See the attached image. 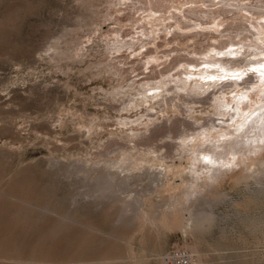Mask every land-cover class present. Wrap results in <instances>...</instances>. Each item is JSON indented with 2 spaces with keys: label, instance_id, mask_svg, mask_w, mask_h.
<instances>
[{
  "label": "rangeland",
  "instance_id": "obj_1",
  "mask_svg": "<svg viewBox=\"0 0 264 264\" xmlns=\"http://www.w3.org/2000/svg\"><path fill=\"white\" fill-rule=\"evenodd\" d=\"M258 37L264 0H0V264H170L178 252H189L191 264H264V150L197 198L208 203L196 214L214 216L199 242L179 228L189 213L177 175L197 167L196 141L182 137L181 119L213 96L226 95L233 108L214 116L216 125L232 121L228 111L247 116L264 106V67L235 83L224 78L219 86L230 85L229 93L213 87L151 111L132 101L146 86H173L186 66L263 65ZM194 104L200 108L187 111ZM246 119L224 135L205 129L200 143L231 140ZM169 135L177 147L192 145L189 160L154 155H165ZM128 153H140L132 175L150 171L156 179L137 178L122 194L132 199L86 196L99 193L79 170ZM122 200L133 211L116 223Z\"/></svg>",
  "mask_w": 264,
  "mask_h": 264
},
{
  "label": "bare ground",
  "instance_id": "obj_2",
  "mask_svg": "<svg viewBox=\"0 0 264 264\" xmlns=\"http://www.w3.org/2000/svg\"><path fill=\"white\" fill-rule=\"evenodd\" d=\"M262 28V26H261ZM259 31V30H258ZM261 31V30H260ZM258 40L260 42V44H262V46H264V37L260 38L258 37ZM221 52L219 51H215L214 54L211 53L207 56V58H209L210 60H214L215 57L219 56ZM254 57V56H253ZM256 57V56H255ZM218 61V59L216 60ZM234 61V60H233ZM236 61V60H235ZM219 62V61H218ZM231 63V62H230ZM234 64V63H233ZM262 64V61L261 60H258V61H255V60H248L247 61V64L240 67L241 69H234L233 68V65L231 64V67L229 68L230 70H224V66L221 67V65H217V63L213 62V61H207L206 65H202V67H199V69H197V67H192V66H186L185 67V72H182L181 75L179 77H177L175 80H172L175 82V84L173 86H170V83L171 81H161L160 83H158L157 85L155 86H146L145 89L141 92H138L136 94V97L132 100L133 101V106L134 107H140V106H146L147 105V110L149 109L150 111L155 109L154 105H159L160 103L163 104L161 106H164V105H167L166 103L168 101H173L174 98H181L184 94L186 95H190L191 97L192 96H197V95H200V94H203L205 93L206 91H208L210 88H213L215 87V85H220L221 82H223L224 78L225 80L226 79H229V80H232L234 81L235 83V79H231V77L233 75H235L236 73H239V78L237 79H240L241 76H243L244 74H247L249 71L255 69V71L257 72V74L261 75L260 74V70L258 69L259 66H262L264 67V63L263 65ZM236 65V64H235ZM239 65V64H237ZM241 65V64H240ZM220 66V67H219ZM238 67V66H237ZM261 69V68H260ZM258 75V76H259ZM215 77L214 80H212V78ZM261 77V76H260ZM223 78V79H221ZM217 79V80H216ZM120 94V93H119ZM242 97V96H241ZM224 99L226 100V102H229V97H226L223 96V95H220L219 98L216 99V102H215V111L217 113V115H221V116H225L226 115V110H231L233 108L230 107V105L228 103L224 104ZM202 100V99H201ZM198 101H192L191 103H197ZM177 105V104H176ZM202 105V104H201ZM131 106V105H130ZM187 106V105H186ZM133 107V108H134ZM178 107V105H177ZM193 110V107H190L188 106L187 107V111H191ZM230 117L232 116V121H229L228 123H224V124H220V125H216L214 122H213V126L214 128L216 129L215 131V134H218V135H224V132L229 130L231 128H234L235 125L238 124V122H241V120L243 119H246V122H243L244 124H242L241 126L243 127V133H239L237 135H234L233 138H231V142H234L238 147L236 149V158H235V161L234 163L239 166L240 164L244 165L245 162L247 161H250L251 158L256 155V154H260L261 151L264 150V106H261V107H258L256 110H254L253 112L249 113L247 116L242 114V111H241V115L236 112H234L233 114H231L230 111H228L227 113ZM177 120V119H176ZM180 120V119H179ZM178 122V121H177ZM175 122V123H177ZM180 122V121H179ZM182 122V121H181ZM180 122V123H181ZM186 123V122H185ZM247 123V124H246ZM127 124V123H126ZM186 124H189L191 125V123L187 122ZM174 125V124H172ZM164 126V125H163ZM166 126V125H165ZM170 126V125H169ZM179 126V125H178ZM162 127V125H161ZM171 127V126H170ZM176 127V126H175ZM201 127L206 128V125H201ZM157 128V131H158V128L159 127H156ZM164 128V127H163ZM167 128V131L169 132L170 129L168 127ZM177 128V127H176ZM153 129V128H152ZM173 129V128H172ZM163 132H164V129H162ZM192 129L190 128L189 131H191ZM132 131V130H131ZM176 131V129H175ZM208 131V130H207ZM236 133L239 131V129H236L234 130ZM152 132V131H151ZM153 132L154 129H153ZM166 132V131H165ZM209 132V131H208ZM156 133V132H155ZM155 133H152V134H155ZM163 134V133H162ZM229 134H231L229 132ZM140 135V134H139ZM138 135V136H139ZM151 135V134H150ZM157 135V133H156ZM160 135V134H159ZM133 136V134H132ZM131 136V137H132ZM135 136H137L136 134L133 136L135 138ZM137 138H140L138 137ZM152 137L154 135H151ZM158 136V135H157ZM167 136V135H166ZM231 136V135H230ZM130 137V135L128 136ZM149 137V136H148ZM147 137V138H148ZM156 137V136H155ZM133 138V139H134ZM136 138V139H137ZM146 138V139H147ZM167 138V137H166ZM225 138V137H223ZM151 139V138H150ZM149 139V140H150ZM229 139V138H228ZM132 140V139H131ZM157 140V139H156ZM133 141V140H132ZM148 141V139H147ZM215 142H219V143H216V144H222L225 139H221V138H215L214 139ZM137 142V141H136ZM120 143V142H119ZM151 143V141H150ZM171 142H167L166 144H163L164 147L167 148V151L165 152V157H168L172 151L173 148H177V144L174 145L173 144V147H168V145L170 144ZM149 144V143H148ZM213 144H215L213 142ZM162 145V144H161ZM137 147V146H136ZM163 147V146H162ZM169 148V149H168ZM132 149V148H131ZM149 149V148H148ZM157 150V149H156ZM189 150V149H188ZM187 150V151H188ZM152 151V150H151ZM155 151V150H154ZM186 151V152H187ZM137 152V151H136ZM157 152H159L157 150ZM156 152V153H157ZM155 153V152H153ZM129 154V153H128ZM124 157V156H123ZM128 157V156H127ZM126 157V159L124 160H127L128 158ZM154 157V156H153ZM159 159V158H158ZM203 159V157L201 158ZM117 163H122V162H117ZM215 163V162H213ZM53 164V163H52ZM246 166V165H245ZM153 168V167H152ZM226 171L228 169H225ZM67 172V170H65ZM107 171H110L108 169H106L105 167H94L92 166V169L91 168H86V167H83L79 170V172H82L83 175H84V178L85 176L88 177L89 179H94V183L93 185L95 186L93 190V192L95 191L96 193H99V195L95 196V195H91L90 193L86 194V196L88 197H94V198H99V197H103L105 194L107 196V193L111 194L109 195L108 197L109 198H115V199H132L130 198V196L128 195H125V197L122 196V194H125V193H128L129 191H126L128 188H129V184H126V183H123V182H111L107 185H103L100 183V173L101 172H107ZM152 171V170H151ZM142 172V171H141ZM261 172L262 174H264V165L261 169ZM153 172L150 173H141L139 174L138 176H136L139 180L140 179H143V178H147V179H156L155 176H154V173L152 174ZM157 173V172H156ZM73 174V173H72ZM134 175V174H133ZM137 175V174H135ZM262 176V175H261ZM248 177V176H247ZM258 178V177H257ZM87 179V178H86ZM87 179V180H89ZM146 179V180H147ZM243 179H246V177H244ZM144 180V179H143ZM153 180V181H154ZM142 181V180H140ZM153 183V182H151ZM151 186V184L149 185ZM150 190V189H149ZM158 190V189H157ZM185 193V192H183ZM148 194V193H147ZM132 197V196H131ZM184 199L186 198V193H185V196H183ZM104 198V197H103ZM221 198V197H219ZM135 199V198H133ZM225 199V198H224ZM123 201V200H122ZM121 201V202H122ZM182 201V200H181ZM132 202V201H130ZM122 204L124 205V207L122 208L121 210V216L116 220V223L117 222H120L122 221V219L125 217L126 214H128L127 212L129 211L128 209L130 208L131 211H133V209L131 208V203L129 204V201L127 203H125L124 201L122 202ZM136 204V203H135ZM170 205H172L173 209L174 208H178L181 203H177V202H172ZM183 206V204H182ZM167 207L169 208V206L167 205ZM168 208H167V211H168ZM181 208V207H179ZM128 210V211H127ZM171 210V206H170V209L169 211ZM181 210V209H180ZM179 210V212H181ZM178 211V209H177ZM137 212V211H136ZM136 212H133V214L136 216ZM139 215L144 219H145V213L144 212H141L138 210ZM146 214L148 215V213L146 212ZM134 215L132 217H134ZM138 215V214H137ZM138 215V219L141 218L139 217ZM202 215L206 216V217H209L210 218V221L211 223L213 222L214 220V216H213V213L212 211L208 210V211H204L202 212ZM137 217H135L136 219ZM150 218V216H149ZM143 220V219H142ZM146 220V219H145ZM154 217H152V220L150 221V223H148L149 225L152 224L154 225ZM144 221V220H143ZM149 221V220H148ZM145 223V221H144ZM210 223V224H211ZM184 223H180L179 224V228H181L182 230H184ZM208 225H206L207 227ZM122 234V233H121ZM13 253V252H12ZM102 254V253H101ZM188 255L190 258H192L191 254L188 252ZM104 257V256H103ZM110 257V256H109ZM19 258V257H18ZM111 259V258H110ZM113 259V258H112ZM14 260V259H12ZM103 260H107V259H103ZM109 260V258H108ZM112 261V260H111ZM70 262V261H69ZM192 262V260H191ZM41 263V262H40ZM44 264V263H43Z\"/></svg>",
  "mask_w": 264,
  "mask_h": 264
},
{
  "label": "clouds",
  "instance_id": "obj_3",
  "mask_svg": "<svg viewBox=\"0 0 264 264\" xmlns=\"http://www.w3.org/2000/svg\"><path fill=\"white\" fill-rule=\"evenodd\" d=\"M43 2V0H41ZM249 84L245 83L244 87H248ZM215 87L220 89L222 93H229L232 91L231 86L220 87L215 85ZM211 90V89H209ZM216 97H210L208 100H202L201 103L207 105L206 109H200L198 112H193V114L185 116L181 119L180 129L182 137L187 140L196 141V152H197V167L193 171L192 166L189 164L186 171L177 170V175L183 177L182 185L185 189L186 198L183 199L182 203L185 205V210L188 211L189 215L184 221V233L186 236L193 237L194 242H199L202 239L201 234L208 231L206 225H210L211 221L209 217L204 215H197L196 213L201 212L203 205L208 203L204 199H197L202 197V194L208 190L214 188L215 185L221 180L225 169L231 170L237 165L234 163L236 158L237 145L231 142L227 137L222 144H201L200 134L205 131V128L201 125H206L209 132L216 131L213 126V117L216 116L218 120V115L215 111ZM192 107L200 108L199 104H194ZM174 115L179 116L180 113L176 112ZM196 117H203V119H196ZM186 120H191V125L186 124ZM156 123H159L158 121ZM168 123L171 125L172 120ZM192 129L189 131V129ZM147 135V130L144 132ZM171 141L172 144L176 145L178 141H173L171 135L166 138ZM165 141H160L164 143ZM155 148V145L153 146ZM192 145L184 144L182 147L173 148L170 155L165 157L164 152L154 153L155 156L159 157L161 161L165 159H170L172 162L179 159L181 161H187L190 156L186 154L187 149H191ZM133 152L136 151L135 148L132 149ZM152 154V153H149ZM140 153H137L139 156ZM137 156H133L129 153L128 159L123 160L122 163H117L114 160H109L105 162L104 167L110 171L100 173V183L107 185L111 182H123L134 186V181L137 180L135 175H132V171L137 168L139 161ZM203 157V159H201ZM215 162V163H213ZM182 193V196H185ZM191 202V203H190ZM195 209V212L192 209ZM18 251V250H17ZM14 264H22L21 261L17 260Z\"/></svg>",
  "mask_w": 264,
  "mask_h": 264
},
{
  "label": "built area",
  "instance_id": "obj_4",
  "mask_svg": "<svg viewBox=\"0 0 264 264\" xmlns=\"http://www.w3.org/2000/svg\"><path fill=\"white\" fill-rule=\"evenodd\" d=\"M170 264H191V259L187 253L178 252L171 258Z\"/></svg>",
  "mask_w": 264,
  "mask_h": 264
},
{
  "label": "snow or ice",
  "instance_id": "obj_5",
  "mask_svg": "<svg viewBox=\"0 0 264 264\" xmlns=\"http://www.w3.org/2000/svg\"><path fill=\"white\" fill-rule=\"evenodd\" d=\"M253 71H255V69H253ZM237 78H239V73H236L235 75H233L231 77V79H237ZM212 79H215V77H213ZM221 79H223V78H221Z\"/></svg>",
  "mask_w": 264,
  "mask_h": 264
}]
</instances>
